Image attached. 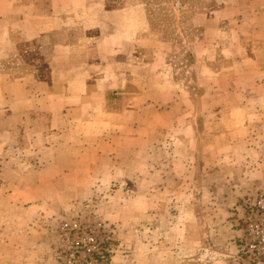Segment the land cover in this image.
<instances>
[{
  "label": "crops",
  "instance_id": "obj_1",
  "mask_svg": "<svg viewBox=\"0 0 264 264\" xmlns=\"http://www.w3.org/2000/svg\"><path fill=\"white\" fill-rule=\"evenodd\" d=\"M234 1L243 8L237 13L216 6L192 19L201 31L186 37L184 54L194 58L198 80L214 72L219 53L234 67L248 63L264 72V0ZM145 2L0 0V264H53L46 225L77 201L75 194H108L121 205L127 187L148 191L145 169L152 170L146 175L154 178L152 191L161 192L178 178L169 163L185 168L193 159L187 149L193 110L186 104L192 95L170 93L167 57L177 41L145 36L152 31ZM248 17L256 34L250 37L239 30ZM169 95L185 105H173ZM220 109L211 110L216 121ZM145 112L152 121L139 119ZM165 114L184 118L167 129L175 134L170 141L155 120ZM220 125L214 138L225 133ZM15 154L26 167H14ZM12 220L22 231L6 226H15Z\"/></svg>",
  "mask_w": 264,
  "mask_h": 264
},
{
  "label": "rangeland",
  "instance_id": "obj_2",
  "mask_svg": "<svg viewBox=\"0 0 264 264\" xmlns=\"http://www.w3.org/2000/svg\"><path fill=\"white\" fill-rule=\"evenodd\" d=\"M145 3L152 30L145 36L158 34L177 41L167 57L174 77V90L170 93L192 95V101L186 104L193 110L190 120L194 130L187 135V149L193 159L186 162L185 168L180 161L169 163L178 178L171 184L173 189L163 188L161 192L152 191V185L148 184L154 178L146 176L152 170L145 169L142 186L148 191L138 193L127 187L126 192L120 193L121 205L112 195L108 199V194H75L77 201L46 225L51 236L53 264H59L58 227L63 221L76 218L105 223L109 256L103 264H219L225 260L230 264H250L243 253V238L254 201L264 190V72L248 63L234 67L230 57L219 53L214 74L198 80L194 58L184 54L186 37L195 39L201 31L192 25L197 14L205 9L212 13L216 6L233 7L234 13L243 8L234 0H146ZM232 16L228 13L224 17ZM244 23L239 27L240 34L256 35L251 31L254 18H245ZM144 28H148L147 24ZM204 88L212 90L214 95L202 97ZM170 99L175 100L172 103L175 106L185 105L169 95ZM214 108H221L222 120L216 121V115L211 112ZM143 116L139 119L145 118L146 122L154 118L148 112ZM170 116L165 114L155 119L160 124L161 136L168 137L167 129L172 123L184 119ZM128 120L135 122L136 117ZM218 123L224 124L220 128L225 133L214 138L213 130ZM179 146L173 143L172 152L179 155ZM162 156L167 158L164 150ZM12 163L16 168L27 166L18 154ZM163 165L162 170L168 173V161ZM160 180L167 179L164 176ZM81 181L85 185V179ZM14 215L10 213L11 217ZM1 217L4 218L0 214ZM6 226L22 231L21 223Z\"/></svg>",
  "mask_w": 264,
  "mask_h": 264
},
{
  "label": "built area",
  "instance_id": "obj_3",
  "mask_svg": "<svg viewBox=\"0 0 264 264\" xmlns=\"http://www.w3.org/2000/svg\"><path fill=\"white\" fill-rule=\"evenodd\" d=\"M250 213L243 253L250 264H264V190L258 194ZM106 230L101 220L63 221L57 230L56 260L59 264H103L109 256Z\"/></svg>",
  "mask_w": 264,
  "mask_h": 264
}]
</instances>
